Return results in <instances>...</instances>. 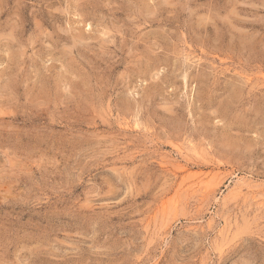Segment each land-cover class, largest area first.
<instances>
[{
	"label": "rangeland",
	"instance_id": "374dc122",
	"mask_svg": "<svg viewBox=\"0 0 264 264\" xmlns=\"http://www.w3.org/2000/svg\"><path fill=\"white\" fill-rule=\"evenodd\" d=\"M0 264H264V0H0Z\"/></svg>",
	"mask_w": 264,
	"mask_h": 264
}]
</instances>
